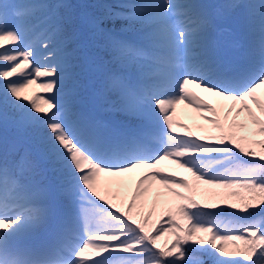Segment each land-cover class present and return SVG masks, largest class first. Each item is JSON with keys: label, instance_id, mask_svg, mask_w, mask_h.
I'll list each match as a JSON object with an SVG mask.
<instances>
[{"label": "snow or ice", "instance_id": "1", "mask_svg": "<svg viewBox=\"0 0 264 264\" xmlns=\"http://www.w3.org/2000/svg\"><path fill=\"white\" fill-rule=\"evenodd\" d=\"M208 7L173 0H0V264H108L125 256L127 264H203L197 247L213 257V264H264V0L211 6L217 16H236L243 35L239 63L226 55L232 30H217ZM40 11L51 28L44 64L39 53L24 46L23 35ZM135 26L143 37L130 42L123 34ZM132 64L138 69L135 79L107 67ZM93 73H99L98 80L88 78ZM41 78L46 80L38 87L52 95L31 100L22 95ZM171 84L177 86L174 96L157 94ZM190 85L219 98L221 108ZM29 100L30 114L18 120L13 110L27 109ZM183 103L209 113L201 118L214 127L198 135L178 124L175 109ZM106 112L139 123L132 128L126 121H109ZM36 122L47 128L49 153L63 165L79 203L91 202L106 215L94 220L73 203L64 209L48 203L36 179L42 170L28 150L9 162L8 153L18 143L10 132L23 138ZM217 155L233 165L226 174L204 164ZM162 161L175 163L199 183L165 174L158 167ZM124 177L129 189L121 194L112 184ZM157 184L159 195L171 198L160 212L167 217L164 222L154 219L159 202L147 200ZM201 184L227 191L201 201L195 195ZM141 185L147 194L137 204L136 222L99 191L116 192L126 209ZM225 214L238 229L222 231L221 223L204 219ZM110 221L115 226L93 229ZM81 224L87 231L74 246ZM41 233L47 240L21 242ZM95 235L106 239L85 242ZM165 236L171 239L162 245Z\"/></svg>", "mask_w": 264, "mask_h": 264}, {"label": "rangeland", "instance_id": "2", "mask_svg": "<svg viewBox=\"0 0 264 264\" xmlns=\"http://www.w3.org/2000/svg\"><path fill=\"white\" fill-rule=\"evenodd\" d=\"M34 2L47 4V3H55L57 1L56 0H34ZM73 2H76V0H73ZM142 2L159 3L160 0H142ZM173 2L179 3L181 5L198 3V4L210 6L206 9V11L209 14V16H211L213 18V22L216 26V29L217 30H219V29H231L233 32V35L230 37L231 46L227 49V52H226L227 58L232 63H235L237 60L241 59L240 55H241V52L243 51V35H242L241 30H240L238 21H237V19H235V14L228 16V17H220V16L216 15V9L214 7H211V6H214L217 4L230 2V0H173ZM44 17H45V13L43 11L38 12L33 17V19L31 20L30 25L23 30L25 42H26V40L31 39L32 44L29 46H34L35 48L38 49L37 50V53H39L38 59H39V63H41V64L47 63V58L45 56L46 42L49 41V38L51 36L50 21L45 20ZM176 19L183 20V17H177ZM190 26L194 27L195 25L193 24ZM136 27H138V28H137L135 33H140V34H134L132 32L130 34H128V37L131 40L130 39H127V40H129L130 42H138V41L142 40L143 31L140 30L139 26H136ZM147 30L148 29H144V31H147ZM218 34H219L218 32L212 33L213 37L218 36ZM137 37L140 38V40H138ZM6 47H12V46L6 45ZM130 70H133L134 72H131ZM28 71H31L30 67L28 68ZM115 71H120V72L124 73L125 75H130L134 79L138 74V69H137V66L135 64H132V65H129V66L123 67V68L118 66V68H116ZM32 78L35 79V77H32ZM13 79H15V78H13ZM92 79H94V78H92ZM45 80H46V78H41L40 80L37 81L36 84L30 85L25 91L33 93L34 95H39L42 99L48 98V96H50L52 94L45 93L42 88L38 87V85L42 82H45ZM190 88L193 91L197 92L199 95H201L204 99H206L210 103H212L214 106H216L218 108V110L221 108L219 98L212 96L210 93L204 92L201 88H196L194 85H190ZM176 92H177V86L175 84H171L170 86H167V87H164L163 89H161L157 94L161 95V96L171 97V96H174L176 94ZM41 105L43 107H45V105H43L42 103H41ZM223 111H226V108H224ZM223 111L221 112L220 119H221L222 123H225V121L223 119ZM18 113H19V116L22 118L24 116L29 115L30 111H26V110L24 111V110L20 109V110H18ZM202 115H209V113H203L202 114L200 112H197L193 107L189 106L187 103H183V104H178L176 106L175 114H174V120L178 124H180V123L186 124V125H182V127L187 128V126H188L189 129L196 132L198 135L207 134L206 132L202 131V129H212L214 126L208 124L207 121H204L201 118ZM243 119L244 118L241 117V120H243ZM138 123L139 122H137L135 126L129 125V127L134 128L137 126ZM240 132L247 134V132L244 130H241ZM154 143H158V141H153V144ZM143 154L150 155V154H154V153L145 152ZM209 158H211V157H209ZM158 167L165 174H171L168 172V169L169 170H175V171L181 170L180 172L185 174V176H188L191 179H193L192 183L194 185L199 183V182L194 180V177L192 176L191 173L185 171L184 169L180 168L178 165H176L175 163H173L171 161H162ZM149 171H152V170H149ZM217 174H226V173L221 172V171H217ZM125 180H127L126 177L119 178V183L112 184V187L114 189H119L121 194H125L126 191H128V189H129V185L124 183ZM39 186L45 190L44 191V198L48 196L47 199H50L48 187L46 185H39ZM202 186L203 185L201 184L199 186L198 190H204V187H202ZM62 187L64 190H67V191H70L73 193V197H74L73 204L75 207L79 208L81 213L83 214L85 212L82 210L83 205H81V203H79L81 198L79 196L74 195L75 186L72 184H69V183H63ZM159 188H160V186L157 184L156 187L153 189L152 193L147 197V200L149 201L150 204L152 202H156V201H158V202L159 201H167V200L171 199L167 196L159 195V191H158ZM103 191L106 192L107 195H112V197L119 196L116 192L112 191L111 189H103ZM206 192L207 191H202V192H199V194L200 195H202V194L207 195V194H205ZM146 194H147V190L141 185L139 190L136 189V193H135L134 197L136 199H138L139 201H143L145 199ZM211 199L212 198H208V200H211ZM226 227H229L228 224H222V231L225 230ZM97 228H99L97 225L96 226L93 225V229H97ZM81 231L86 232L87 229L83 228V225H82V227L77 231L76 235L79 238L77 241H74V246H77L80 243V240L82 238L81 237ZM44 237L46 239L48 238L46 234H44ZM28 238H30V237L22 238L21 242L26 243L27 242L26 240H28ZM96 240H98V239L89 238L85 242L86 243H95ZM112 264H117V263L113 262Z\"/></svg>", "mask_w": 264, "mask_h": 264}, {"label": "trees", "instance_id": "3", "mask_svg": "<svg viewBox=\"0 0 264 264\" xmlns=\"http://www.w3.org/2000/svg\"><path fill=\"white\" fill-rule=\"evenodd\" d=\"M110 2H118V0H110ZM137 28L138 27L135 26L129 31L135 32L137 30ZM138 34H140V33H138ZM124 38L126 39L125 36H124ZM93 52H94V55H96L97 57H104L105 56V54L103 52H100L99 50H93ZM97 63H100L99 59L97 60ZM107 67L110 70L115 71L116 68H118V65H107ZM98 77H99V73H93V74H90V76L88 78H90V79L94 78V79L98 80ZM0 83H2V82H0ZM2 95H3V93L0 92V96H2ZM22 95H28L30 97V100H31V98H33L35 96L33 93H30L27 91L22 93ZM30 100L24 102L25 104L28 105V108L22 109V110L30 111V108H31ZM41 107H43V106L41 105ZM104 107L107 108L108 105H104ZM13 115L18 120L21 119V117L19 116L18 110H13ZM37 115H39V114H37ZM104 118L106 120L126 121L127 124L132 125V126H135L136 123L138 122L134 119L130 120L126 116L119 114V113L106 112V113H104ZM180 131H182V130H180ZM46 132H47V128L40 122L29 124L28 125V133L23 138H17L14 136L13 133L10 132V134H9L10 139H17L18 143H17L16 149L14 151H10L8 153V160L10 163L18 161L20 156L25 152V150H28L31 153L32 158L34 160L38 161L39 168L42 170V174L38 175L36 177V179L39 180V182H46L50 185V187L53 191V204H54V206L58 209H64L66 206L69 205V203H73L74 197H73L72 192L64 190L62 187L63 183H68V182L66 181V179L64 178V175H63V165L60 164L58 161H56L51 156V154L49 153L48 145L45 141V133ZM239 134L240 135H247L246 133H242V132H240ZM208 158L205 159L204 164L211 166L212 168L216 169L217 171L227 173L228 169L233 167V165L229 163V158H227V157L217 155L215 157H211L209 159ZM201 166L203 167L204 165H201ZM137 171L139 172L141 170H137ZM180 171L181 170L175 171V170H169L168 169L169 173H175V175L178 178L188 179L192 183L193 179H191L188 176H185V174H183ZM28 175H30V173L25 172V176H28ZM124 183L129 185L128 180H125ZM52 186H54V187H52ZM202 187H204V190H197V192L195 193L196 198L198 200H201V201L208 200V198H213V195L215 193H224L227 191L225 189L211 188L210 186H207V185H203ZM139 188H140V186L137 187L138 190H139ZM99 191H100L101 196L105 197L107 199V201L111 205L115 206L118 210H122L124 212V215H126L130 220H133V222H136L137 220L140 219V214H138L136 211L137 204L140 201L138 199H136L134 196L132 197V202L130 204H128L127 208L125 209L124 203L121 200H119L120 199L119 196L112 197V195H107L106 192L103 191V189H100ZM180 191H187V190L181 189ZM202 191H207L205 193L207 195H204V194L200 195L199 192H202ZM126 193H127V191H126ZM167 202H168V200L167 201H159V206L157 207L156 216H154V219L158 218L161 222H164L167 220L166 216L160 215L162 207L166 206ZM81 205H83L82 210L87 212L90 216H92V218H94V220H98L100 218V216L106 215V213H104L102 210L100 211L98 208H95L91 204V202H83V203H81ZM150 215L151 214L149 213L147 217H144V223L142 225L143 227H147L148 219H149ZM204 219L205 220L214 219L221 224H228L229 227H226V229L223 231H233V230L238 229V227H239L238 224L231 223L232 217L227 215V214L221 215L218 217H212V218L205 217ZM260 219H262V218L257 217L258 221ZM247 222H251V221H247ZM94 225L95 226L97 225L99 228H104V227H109V226H115V222L110 221L108 224L99 223V224H94ZM81 227H82V224H81L80 228ZM76 238H77V235H75L74 239H76ZM94 238H96L98 240L106 239V237L99 236V235H95ZM170 239H171L170 236H165L161 239L160 243L163 245L166 241H169ZM203 247H207V246H203ZM195 252H196L197 256L199 257V259H201L203 261V264H213V257L204 254L201 247H197L195 249ZM128 259L129 258L127 256L119 257V258H115V259L110 260L108 262V264H112L113 262L117 263V264H127ZM145 259H150V258L145 257Z\"/></svg>", "mask_w": 264, "mask_h": 264}, {"label": "bare ground", "instance_id": "4", "mask_svg": "<svg viewBox=\"0 0 264 264\" xmlns=\"http://www.w3.org/2000/svg\"><path fill=\"white\" fill-rule=\"evenodd\" d=\"M27 47H30V48H32L34 51H36L37 52V48H35L34 46H27ZM158 189V188H157ZM0 231H3V229H0Z\"/></svg>", "mask_w": 264, "mask_h": 264}]
</instances>
